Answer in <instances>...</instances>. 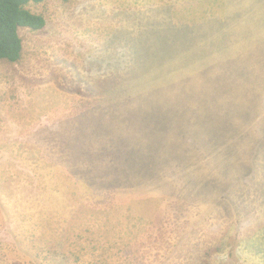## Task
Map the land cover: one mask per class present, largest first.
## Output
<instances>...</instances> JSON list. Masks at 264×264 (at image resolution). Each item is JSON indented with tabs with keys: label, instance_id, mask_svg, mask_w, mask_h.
<instances>
[{
	"label": "rangeland",
	"instance_id": "1",
	"mask_svg": "<svg viewBox=\"0 0 264 264\" xmlns=\"http://www.w3.org/2000/svg\"><path fill=\"white\" fill-rule=\"evenodd\" d=\"M0 60V264H264V0H46Z\"/></svg>",
	"mask_w": 264,
	"mask_h": 264
},
{
	"label": "trees",
	"instance_id": "2",
	"mask_svg": "<svg viewBox=\"0 0 264 264\" xmlns=\"http://www.w3.org/2000/svg\"><path fill=\"white\" fill-rule=\"evenodd\" d=\"M46 0H0V60L16 63L22 55L20 30H42L45 20L26 9L30 3L39 4Z\"/></svg>",
	"mask_w": 264,
	"mask_h": 264
}]
</instances>
